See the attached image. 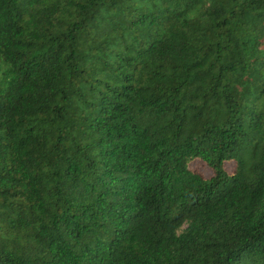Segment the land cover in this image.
Segmentation results:
<instances>
[{
  "label": "trees",
  "instance_id": "trees-1",
  "mask_svg": "<svg viewBox=\"0 0 264 264\" xmlns=\"http://www.w3.org/2000/svg\"><path fill=\"white\" fill-rule=\"evenodd\" d=\"M0 264H264V0H0Z\"/></svg>",
  "mask_w": 264,
  "mask_h": 264
},
{
  "label": "rangeland",
  "instance_id": "rangeland-1",
  "mask_svg": "<svg viewBox=\"0 0 264 264\" xmlns=\"http://www.w3.org/2000/svg\"><path fill=\"white\" fill-rule=\"evenodd\" d=\"M203 170H204L205 174H207V175H210L211 174V172L209 171V169L205 168Z\"/></svg>",
  "mask_w": 264,
  "mask_h": 264
}]
</instances>
